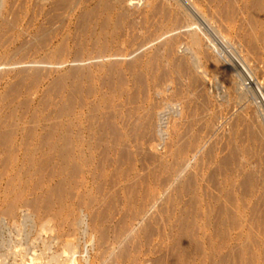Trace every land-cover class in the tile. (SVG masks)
I'll return each mask as SVG.
<instances>
[{"label":"rangeland","instance_id":"374dc122","mask_svg":"<svg viewBox=\"0 0 264 264\" xmlns=\"http://www.w3.org/2000/svg\"><path fill=\"white\" fill-rule=\"evenodd\" d=\"M0 264H264V0H0Z\"/></svg>","mask_w":264,"mask_h":264},{"label":"bare ground","instance_id":"6f19581e","mask_svg":"<svg viewBox=\"0 0 264 264\" xmlns=\"http://www.w3.org/2000/svg\"><path fill=\"white\" fill-rule=\"evenodd\" d=\"M39 263V262H38Z\"/></svg>","mask_w":264,"mask_h":264}]
</instances>
